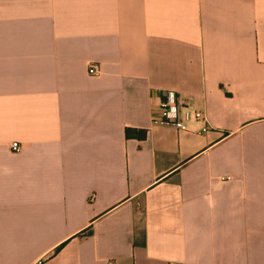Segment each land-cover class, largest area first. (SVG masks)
Masks as SVG:
<instances>
[{"label": "crops", "instance_id": "0c3cea01", "mask_svg": "<svg viewBox=\"0 0 264 264\" xmlns=\"http://www.w3.org/2000/svg\"><path fill=\"white\" fill-rule=\"evenodd\" d=\"M109 259L264 264V0H0V264Z\"/></svg>", "mask_w": 264, "mask_h": 264}, {"label": "built area", "instance_id": "2783aa9c", "mask_svg": "<svg viewBox=\"0 0 264 264\" xmlns=\"http://www.w3.org/2000/svg\"><path fill=\"white\" fill-rule=\"evenodd\" d=\"M88 73L96 76L100 73L98 64L93 63L88 68ZM156 103L152 106L151 121L155 125L173 127L178 131L185 132L192 121L206 122L204 113L195 109L189 102L180 99L178 94L171 90H165L156 96ZM206 126L203 131H207ZM15 152L22 150L18 142L12 144ZM105 264H117L116 260L109 259Z\"/></svg>", "mask_w": 264, "mask_h": 264}, {"label": "trees", "instance_id": "16d2710c", "mask_svg": "<svg viewBox=\"0 0 264 264\" xmlns=\"http://www.w3.org/2000/svg\"><path fill=\"white\" fill-rule=\"evenodd\" d=\"M146 131H136L132 129H127L126 130V136L127 137H137L139 139L145 138Z\"/></svg>", "mask_w": 264, "mask_h": 264}]
</instances>
